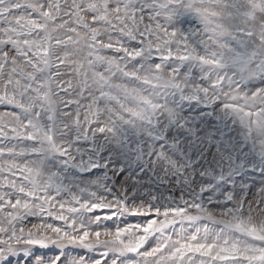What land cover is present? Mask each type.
<instances>
[{
    "label": "snow or ice",
    "instance_id": "snow-or-ice-1",
    "mask_svg": "<svg viewBox=\"0 0 264 264\" xmlns=\"http://www.w3.org/2000/svg\"><path fill=\"white\" fill-rule=\"evenodd\" d=\"M0 264H264V0H0Z\"/></svg>",
    "mask_w": 264,
    "mask_h": 264
}]
</instances>
